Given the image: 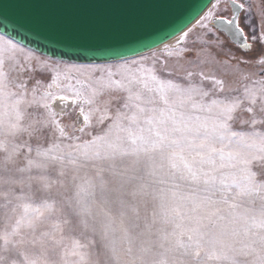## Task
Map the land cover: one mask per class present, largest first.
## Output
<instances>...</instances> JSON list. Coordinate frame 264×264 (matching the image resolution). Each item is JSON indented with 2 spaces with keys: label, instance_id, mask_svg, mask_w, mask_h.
<instances>
[{
  "label": "snow or ice",
  "instance_id": "snow-or-ice-1",
  "mask_svg": "<svg viewBox=\"0 0 264 264\" xmlns=\"http://www.w3.org/2000/svg\"><path fill=\"white\" fill-rule=\"evenodd\" d=\"M174 6L0 3L27 10L0 29V264H264V30L242 0Z\"/></svg>",
  "mask_w": 264,
  "mask_h": 264
},
{
  "label": "rangeland",
  "instance_id": "rangeland-1",
  "mask_svg": "<svg viewBox=\"0 0 264 264\" xmlns=\"http://www.w3.org/2000/svg\"><path fill=\"white\" fill-rule=\"evenodd\" d=\"M242 2L246 3V5H250L252 7L253 13H254V17H253V24L256 25L257 23H259L260 29L264 30V0H242ZM258 14V15H256ZM247 31V29H246ZM196 33H193V35H195ZM251 35V34H250ZM176 41L175 39L169 41L170 44H174ZM24 46V45H23ZM194 51L190 52L187 54V59L189 61V63L187 64V67H195L199 61L201 59H204L205 56L207 55L206 53L201 52L199 56L196 55V51L199 49V45H190ZM26 47V46H25ZM163 45L153 49L152 51H147L144 54L145 55H152L153 52L159 53L162 49ZM28 48V47H26ZM30 49V48H28ZM31 51H33L35 53L36 56L42 58V59H48L51 58L53 61L57 60L56 58H52L49 57L47 55L41 54L39 52H36L32 49H30ZM260 51V47L259 45L256 46L255 51L252 53H242L240 52L238 49H234L235 54L239 57V56H247L249 58H251L252 56L256 55L257 52ZM216 56H218L220 59H224V53H215ZM106 62V61H104ZM103 63V62H101ZM172 61H169V66H172ZM245 71L247 72H251V73H255L257 76H259L260 74L264 73V69H261L258 65L256 64H251L248 65L245 69ZM219 75V73H218ZM44 79L45 82L48 81L49 77L44 76L42 77ZM179 78V77H176ZM226 80L229 81L230 86L232 87H236L239 86L236 83V80L238 79L237 77H235L234 75H229L227 77H225ZM76 117H75V113H72L69 116H66L64 119V123L66 125H69V130L71 131L73 127H75V121Z\"/></svg>",
  "mask_w": 264,
  "mask_h": 264
},
{
  "label": "water",
  "instance_id": "water-1",
  "mask_svg": "<svg viewBox=\"0 0 264 264\" xmlns=\"http://www.w3.org/2000/svg\"><path fill=\"white\" fill-rule=\"evenodd\" d=\"M173 2L175 6L168 9L164 16L163 14L161 15L160 18L162 19L161 21L162 24L167 23L170 19L174 18L180 12L186 11L189 6L200 3H207V0H173ZM0 3H3V0H0ZM11 3L22 5L23 3H25V0H11ZM153 11H159V10H153ZM26 19H27L26 9H24L23 7L11 8L8 12L6 21L4 20L3 17H0V29L3 28V24L5 22L9 24H22L25 23ZM22 35H24V33H22ZM17 39L19 43L36 52L58 59L57 56L53 55L56 49H53L49 47L48 44H46L44 36L35 37L31 35H24L23 40H20L19 38ZM147 51L149 50H145V52ZM97 62H104V61H97Z\"/></svg>",
  "mask_w": 264,
  "mask_h": 264
}]
</instances>
